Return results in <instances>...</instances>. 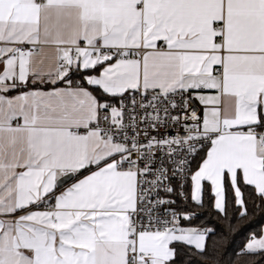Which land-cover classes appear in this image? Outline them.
Instances as JSON below:
<instances>
[{
	"label": "snow or ice",
	"instance_id": "obj_1",
	"mask_svg": "<svg viewBox=\"0 0 264 264\" xmlns=\"http://www.w3.org/2000/svg\"><path fill=\"white\" fill-rule=\"evenodd\" d=\"M0 174V264L202 254L177 200L264 201V0H0Z\"/></svg>",
	"mask_w": 264,
	"mask_h": 264
},
{
	"label": "trees",
	"instance_id": "obj_2",
	"mask_svg": "<svg viewBox=\"0 0 264 264\" xmlns=\"http://www.w3.org/2000/svg\"><path fill=\"white\" fill-rule=\"evenodd\" d=\"M84 86H88L86 83ZM88 88L97 95L96 90ZM204 152L199 154L192 163V168L195 169L200 163V157ZM87 174L83 171L82 175ZM226 188H228L226 180ZM187 191L190 197L191 182L187 184ZM243 198L247 208V216L240 218V212L243 210L235 205V198L228 188V208L227 214L218 213L213 207V197L211 189L208 185L204 187L202 208H196L189 199L185 205L187 209L195 210L201 214L197 216L186 226L211 228L214 231L206 238V250L201 254L195 249H192L191 255H188V250L184 245H175L180 250V255L177 257L176 264H264V258L250 255H237L244 249L249 237L255 234L259 237L264 228V201L256 194L252 186H242Z\"/></svg>",
	"mask_w": 264,
	"mask_h": 264
},
{
	"label": "built area",
	"instance_id": "obj_3",
	"mask_svg": "<svg viewBox=\"0 0 264 264\" xmlns=\"http://www.w3.org/2000/svg\"><path fill=\"white\" fill-rule=\"evenodd\" d=\"M193 103H196L195 101H193ZM201 115H202V112H201ZM176 133H175V131H171L170 132V135H175ZM180 134L181 135H184V133H183V131H181L180 132ZM194 162V161H193ZM185 188H186V191H187V185L185 186ZM161 195H164L163 193H161ZM177 211H182V210H190V209H187L186 207H185V205L183 204V202H181V201H179V200H177ZM197 213H198V215L197 216H199L201 213L200 212H198V211H196ZM196 216V217H197ZM195 217V218H196ZM194 220V219H193ZM186 223H188L187 221H181V224H183V225H185L186 226Z\"/></svg>",
	"mask_w": 264,
	"mask_h": 264
},
{
	"label": "crops",
	"instance_id": "obj_4",
	"mask_svg": "<svg viewBox=\"0 0 264 264\" xmlns=\"http://www.w3.org/2000/svg\"><path fill=\"white\" fill-rule=\"evenodd\" d=\"M86 88H88V86H85ZM90 90V89H89ZM14 94V93H13ZM203 152V151H202ZM201 152V153H202ZM200 153V154H201ZM86 175V174H85ZM0 179H2V174H0ZM71 182H74V181H71ZM205 185H208L209 187H210V185L207 183V182H205V184H204V187H205ZM69 186V184L68 183H66L65 185H64V187L63 188H58L57 190H56V192H57V194H59L61 191H63L64 190V188H66V187H68ZM263 230H264V228H263Z\"/></svg>",
	"mask_w": 264,
	"mask_h": 264
}]
</instances>
